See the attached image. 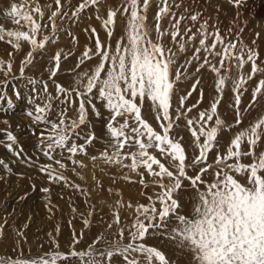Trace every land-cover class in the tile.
<instances>
[{"label":"snow or ice","instance_id":"snow-or-ice-1","mask_svg":"<svg viewBox=\"0 0 264 264\" xmlns=\"http://www.w3.org/2000/svg\"><path fill=\"white\" fill-rule=\"evenodd\" d=\"M198 2L155 0L151 28L147 21L152 0H118L116 6H109L108 0H78L75 7L71 0L43 6L40 0L8 4L6 15L16 27L0 25V42L13 49L7 60L0 58V92L10 80L26 79L32 86L31 107L25 112L31 120L27 128L47 158L42 163L30 159L24 163L46 178L48 186L40 191L49 219L55 217L54 209L62 211L52 202V185L81 196L88 211L78 213L70 203V228L78 215L84 229L78 234L71 228L67 250H61L57 223L46 234L50 250L38 255H32L31 248L25 255L23 248L31 217L20 228L10 226L5 217L0 223V264H116L117 260L119 264H176L149 240L167 241L178 259L187 257L186 264H264V112L243 126L264 97V60L256 47L259 33L252 46L241 36L243 27L230 26L222 33L221 6H216L214 17L205 18L206 8L193 10ZM102 3L105 14H101ZM227 3L240 17L247 0ZM88 9L93 10L105 39L88 25L83 29L88 42L76 55L79 39L66 22H78ZM118 17L122 26L117 35ZM61 33L68 35L72 47L54 51L44 69L47 79L43 74L26 77V68L38 54L42 59L46 46L57 44ZM24 43L29 50L16 75L14 53L23 51ZM73 56L75 63L65 70L72 79L65 86L55 78L62 63ZM246 65H250L248 72ZM233 70L238 73L235 78ZM205 72L214 80L208 106L202 107ZM49 82L54 91L49 90ZM250 83L251 99L242 110ZM226 89L233 93L234 103L229 105L233 122L218 110ZM193 96L195 102L189 103ZM5 99L6 94H0V101ZM7 104L12 108V99L7 98ZM0 123L10 127L7 119ZM97 123L103 130L100 135ZM0 145L22 158L23 146L12 131H6ZM85 159L91 163L97 189L104 190L95 174L99 169L113 185L118 180L139 184L147 203L125 201L121 189L108 187L118 197L108 205L111 219L101 217L106 228L80 248L84 230L92 227L96 214L92 191L85 186L84 170L89 167ZM0 168L13 172L2 158ZM32 188L36 189L34 183ZM59 195L64 199L63 192ZM123 209L131 210L128 219H122ZM6 227L15 233L7 245Z\"/></svg>","mask_w":264,"mask_h":264},{"label":"rangeland","instance_id":"rangeland-1","mask_svg":"<svg viewBox=\"0 0 264 264\" xmlns=\"http://www.w3.org/2000/svg\"><path fill=\"white\" fill-rule=\"evenodd\" d=\"M51 1L53 3V0H40V3H44V4H47L48 3L49 4ZM63 1L64 0H62V3H63ZM74 1H75V3H74ZM199 1H200V2H198L199 3V6H200L199 8H201V9L205 8L202 5V3L205 0H199ZM71 3H72V6L75 7L77 5V3H78V0H73V1L71 0ZM152 4H153V6L149 10V13H148V21H147V23H148V25H149L150 28L152 27L153 16H154V13L156 11V8H155V0H152ZM101 6H103V8H105V4L102 3L100 5V7ZM263 6H264V0H247V3L245 4V6L241 9L242 16H240V17H237L236 16V10L232 6H230V11H232L233 14L227 13L226 14L227 16H225V18H222L220 20L221 23H220L219 26H220V28L222 30V33L224 31H226L230 26H232L234 28V30L238 29L239 27H243L244 28V31H243V33H241V36H242V38H243V40H244L245 43L249 44V46H252V43L251 42H252L253 39H256L257 32H254L253 33L254 34V38L253 39H251V37H249L247 35V33H245V29H246V27L249 26V20H250L248 17L246 19L245 18V15L252 16V15H254V13H257L256 11L254 12V10H257L259 8H262ZM252 9H253V11H252ZM88 10H90V9H88ZM193 10L194 11L195 10H198L197 9V5L193 8ZM3 11H6V10H1L0 11V20H1L0 21V25H3L6 29H8V28H15L16 26L14 24H12V27H8L7 24L4 23V21H6V19H9V17H7L6 12H3ZM180 11L182 12L183 11V8H181ZM85 12L81 15V19L78 22L85 21L89 25L90 24V20L92 19V17H91V19H89L88 17L90 15H92V14H90L89 16H87L88 13L85 14ZM204 14H205L204 15L205 18L212 16V13L211 12L210 13H206L205 12ZM84 15L86 16V18L84 17ZM228 15H230L231 17L228 16ZM233 20H236L237 21V23L235 25H232V23H231ZM8 21H11V19L8 20ZM163 23L165 25H167V21L166 20ZM209 23L211 25L213 23V20H210ZM73 25H74V23L73 24H70V30H71V32H73V29H72L73 28L72 27ZM96 28L99 29L97 31H100V27L99 26H97ZM193 31H195V28H193ZM99 33H101V31ZM101 39H102V37H101ZM256 47L258 48V51L260 53V59L261 60H264V37H263V34L262 33H259V38L257 39V45H256ZM28 50H29V47L28 48H24L23 47V51H21L19 54H15L14 53V55H15V62H14V65H13V72L15 74H16V72H15L16 71L15 66L17 64H19V63H16V61H18L19 58H21L20 59V61H21L23 59V57H24V54ZM12 51H13V49L6 42H0V58L6 57V59H8V55L7 54L9 52H12ZM77 53H76V55H79ZM42 56H43V59H45L44 58V53H42ZM37 58L38 59L40 58V54L37 55ZM75 60L76 59L72 58L70 61H73L75 63ZM70 61H68V63H65V65L68 68H70L72 66L70 64ZM35 62H36V60H35ZM41 62H42V60H41ZM47 63H49V62H47V61H43L42 62V64L45 65V67L48 65ZM244 71L245 72L250 71V65H246ZM41 73H43L44 75H48L45 71H43ZM1 74L2 73H0V79H3V75H1ZM204 74H205L204 75V81H206L205 77L207 76V74H206V72ZM16 75H19V74H16ZM232 76L235 78V77L238 76V73L235 70H233ZM213 78L214 77L210 76V78L207 79L208 81H206V83H205L206 85L208 84L207 87H205L204 84L202 85V87L204 88V92H205V98H204L202 107H207L208 106V103H209V100L211 99V94H212L211 93V90H212V85H213V80H214ZM25 81H27V80L25 79ZM211 81H212V83H211L212 85L210 86V82ZM31 87H32L31 85H28L27 83H24L23 81H20V80L19 81H17V80H13L12 81V80H10V82L8 83V85H6V86L3 87V92H0V94H6V99L3 100V101H0V120L7 119L9 121V123H10V127L8 125H4L3 123H0V129L5 130V131H0V139H4V137L6 135V131H8V130L12 131L15 135H17V138H18L20 144L23 146V149H24L23 156H22V158H17L14 155V153L8 152V154L11 155L13 158H15L14 160L19 159L18 161L19 162H22V164H24L23 165V169H26L30 174H31V172L34 174L33 176H31V175L28 176V177H34L32 179L33 181L32 180H29L28 178L27 179L25 178V180H23L24 178H21V179L17 180L16 187H13L12 186V188H11V194L9 195V199H7V201H4V205H3V202H1L2 204H0V213H3V214L0 215V217L2 216L1 217V220H3V221H4V218L7 217L8 218V221H9L12 218L10 212H12V211L14 212L16 210L17 213L15 212L16 215L14 216V218H16V220H14V218H13L12 221H10V226H13L15 228H20L23 225V223L28 222L29 217H31V222H30L31 225L29 224V227L25 230V235L28 237V243L27 244H23L24 245L23 248H24L25 255L28 253V249L29 248H31L32 255H38L39 252H40V249H42L40 247V245H43V247L46 246L45 242L48 240V237H46L47 236L46 235L47 233L46 234L43 233V235H42V230L40 232H37L35 230L37 228L39 229V226H41L42 222L53 223V222H55L56 218L55 217L53 219H49L48 218V215H47L48 212H47V210L45 208V202H44V199H43V197H44L43 195L44 194L40 191V188L41 187L39 186V182H37V180H40V179H37V176H36V173L38 172L37 169L35 167H28L24 163L25 160H29V159L31 160V162H40V163H42V162H46L47 161V158L44 157L42 155V153L39 151V149L36 147V144H37L36 136H33L30 133V131H27L26 133L24 132L23 134H21L20 132L16 134V131H15L14 118H17V119H18V117L24 118V120L22 122L23 127L25 126L27 128V126L29 124H31L30 118L25 115L26 110L31 107V105L29 104V98L33 95L31 93ZM251 87H252V85L250 83L249 86H248V88H249L248 92L245 93V95L242 97V110H243V107L246 106L248 104L249 100L251 99V96H250ZM49 90L50 91H54L51 82L49 83ZM16 91H19L20 92V94H21L20 97H17L15 95V92ZM209 92H210V94H209ZM7 98L12 99V101H13V106L10 109L8 107V104H7ZM195 99H196V96H193V98H191L189 100V103H194L195 102ZM37 102H40V101L38 100ZM232 103H234L233 93L230 90L226 89L225 90V93H224V96H223V99H222L220 105L218 106V110H219L221 116L223 118H226L230 122H233L234 121V112L229 107V105L232 104ZM261 112H264V97L260 98L259 105L256 108H254V109L251 110V112L248 115L247 119L245 120L243 126H246L250 121H252L253 118L255 119L259 115V113H261ZM12 115H13V117H12ZM69 115L70 116L71 115H74V113L70 111L69 112ZM193 115H195V112H193ZM42 127H43V125H41V128ZM26 128H25V130L28 129V128L27 129ZM96 131H97V134L98 135L102 134V131L103 130H102V127L100 126L99 123H97ZM183 135L185 136V140H188V138L190 139L189 133L187 131H185L183 133ZM22 138H24V140ZM98 147H99V145H98ZM0 156H4V158H2V157H0V158L4 159L7 162L8 159H6V156L4 154H0ZM85 160H87V159H85ZM7 163H9V165H11V162H7ZM0 171H4V170L2 168H0ZM108 171H113L114 172V171H116V169H111V170H108ZM4 172H5L4 174L7 173L6 171H4ZM91 172L93 174V168L91 169ZM101 173L102 172H100V171H95L96 176L103 182L104 190L97 189L95 187L96 184H95V182L93 181L92 178H87V184L85 185L86 187H88V185H89L88 188H89L90 191H92V200H93L92 202L96 206V214L93 216L92 221H93V219H95V217H98L100 220H101V217H103L104 220H110L111 219V217L109 215L108 205H109V203L110 204H113L114 201L118 197L114 193L113 194H110L106 190L110 186H112L114 188L121 189L122 192H123V199L125 201H128L129 199H131L132 203L134 202V204H136L137 202L147 203V201L139 193V192H141V186L139 184H131V183H127V182H125L123 180H118L116 182V184L113 185L112 184V181L108 178V176H106L104 173H102V174ZM7 174H9V173H7ZM66 174H68L69 176H71V178H73V180H75L76 183H79V182L81 183V181H77L79 179L76 176H74L73 174H71V173H66ZM23 175H26V174H23ZM40 176H41V174H40ZM40 176H38V177H40ZM35 178L37 180H35ZM33 183L36 185V189L35 190H33V188H32V184ZM88 183H90V184H88ZM93 185L96 188V190H95V188H93V189L90 188L91 186L93 187ZM27 186H28V188H26ZM44 186H46V183L45 182H44L43 187ZM51 187H52V196H51V199H52L53 204L58 205L60 207V209L62 207L63 208L62 210H65V214L69 217V219L72 218V213L70 211L71 209H70V206H69L70 203H73L74 204V206L78 210V213H81V212L82 213H85V214L87 213L86 210L88 211V208L85 205L84 200H83V198L81 196H79L77 194H74L71 190L64 189L62 185H60V186L52 185ZM53 187H55V188H53ZM14 190H16V191H14ZM61 191L62 192L64 191L63 194H64V198L65 199H61L60 198V195H59L60 193L59 192H61ZM148 191H151V189H149ZM5 192H7V191H4V193ZM68 193H69V195H68ZM0 195H2L1 192H0ZM14 196H16V197H14ZM69 197H72V201H69V199H68ZM103 197L106 198L105 199L106 200L105 203L107 204L106 211H104L101 207L98 208L100 206V204H102V201H104V198ZM4 198H6V197H4ZM40 198H41V200H40ZM97 199H98V201H97ZM99 199L100 200L102 199V200L100 201ZM112 200H114V201H112ZM8 208H10L9 211H7V212L4 211L5 209H8ZM40 208H41V210H40ZM83 209H84V211H83ZM98 209H100L101 212L100 211H97ZM54 211L55 212H59V211H56V210H54ZM130 211H131L130 209H123L122 210V219H128V214L130 213ZM1 220H0V223L3 222ZM61 220H62V218H61ZM19 221L20 222L22 221V224H20ZM51 221H53V222H51ZM74 221H76L75 222V225L73 224V226H76V229H75L76 231H78L80 228L81 229L84 228L82 226L83 223H82L81 219H79V216L78 215L76 216V218L74 219ZM103 225L106 226V224H103ZM31 227L32 228L33 227H37V228L31 229ZM7 229H8V227H6V235L9 237V241H8V243H9L10 240L12 238H14L15 233L11 231V228L10 227H9V230H7ZM88 231H89V229H85L84 230V241L79 246L80 248H83L88 243H91V240L89 241L87 239V237H86L87 236V233L86 232H88ZM35 243H38V244H35ZM60 245H61V250H67V245H65V244L63 245L61 243H60ZM41 251L46 252L43 249ZM116 264H119V260L116 261Z\"/></svg>","mask_w":264,"mask_h":264},{"label":"bare ground","instance_id":"bare-ground-1","mask_svg":"<svg viewBox=\"0 0 264 264\" xmlns=\"http://www.w3.org/2000/svg\"><path fill=\"white\" fill-rule=\"evenodd\" d=\"M73 1V0H72ZM11 2H13V0H3V2H0V11L1 10H6L7 9V6H8V4L9 3H11ZM15 2H22V0H16ZM64 2V1H63ZM190 2V0H185V4H188ZM200 2V1H199ZM50 3H52V1L50 2ZM74 3H75V1H74ZM118 3V0H108V5L109 6H116V4ZM48 4V3H47ZM41 5L43 6V5H45L44 3H41ZM202 5H203V7H205V8H207V11H206V13H212V16L211 17H214L215 15H216V6L217 5H220L221 6V10H220V12H219V20H221L222 18H225V16H227L226 14L227 13H231V14H233V12L232 11H230V5L227 3V0H209L208 1V3L206 4L205 3V1L202 3ZM200 6H199V3L197 4V9L199 10V9H201V8H199ZM100 9H101V14H105V8H103V6H101L100 7ZM204 9V8H203ZM251 10V9H250ZM223 11V12H222ZM252 11H253V9H252ZM257 12V13H254V15H252V16H249V15H245V18L247 19V17L250 19L249 20V26L248 27H246V29H245V33H247V35L249 36V37H251V39H253L254 38V32H257V33H262L263 34V37H264V6L262 7V8H259V9H257V10H254V12ZM3 12H6V11H3ZM225 12V13H224ZM248 12V11H247ZM88 13V14H87ZM246 13V12H245ZM47 14L48 13H46V16H47ZM85 14H87V16H89L90 14H92V15H90L91 17H92V19L90 20V24L89 25H91L92 24V26H99L100 27V23H99V21H97L96 20V18H94L95 17V15H94V13H93V10L92 9H90V10H87L86 12H85ZM205 15V14H204ZM208 15V14H207ZM228 16H230V15H228ZM84 17L86 18V16L84 15ZM83 17V18H84ZM231 17V16H230ZM45 19H46V17H45ZM228 19V18H227ZM8 20H10V18L9 19H6V21H4V23H6L7 24V26L8 27H12V21H8ZM1 21V20H0ZM223 21V20H222ZM92 22V23H91ZM214 22V21H213ZM67 23V26L70 28V24H73L72 22H66ZM88 26V24L85 22V21H82V22H76V23H74V25L72 26L73 28V34L74 35H76L77 37H78V39H79V46L77 47V54H80V51L83 49V46L88 42L87 41V37H86V35H85V33L83 32V29L85 28V27H87ZM121 23H120V21H119V17H118V23H117V35L120 33V29H121ZM151 26V25H150ZM97 30H99V29H97ZM100 31H101V33H99L100 34V36L102 37V39H105V33H104V31L101 29V27H100ZM100 31H98V32H100ZM115 39V38H114ZM263 40V39H262ZM260 41V40H259ZM114 42V41H113ZM24 48H28L29 47V45H27L26 43H24L23 45H22ZM70 47H72V45H71V41H70V38L68 37V35L66 34V33H61L60 34V38H59V42L57 43V44H48L47 46H46V49L43 51V53H44V58L45 59H36V62H34V64L32 65V66H29L28 68H26V70H25V75H26V77H31V76H34V77H36V78H39L40 77V75L41 74H43V73H41V72H43L44 71V69H45V65H43L42 64V62L43 61H47V62H49V60H50V57H51V55L54 53V51L55 50H57V49H59V48H63L65 51H67ZM25 55V54H24ZM72 58H74V59H76V57L75 56H73ZM3 59H6V57H4ZM18 59V58H17ZM20 59L21 58H19L18 59V61H16V63H19V64H17L16 66H15V68H16V74H19V66H20ZM7 60V59H6ZM41 60H42V62H41ZM15 62V61H14ZM65 63H68V61H66V62H63L62 63V67H61V73L55 78L58 82H60L61 84H63V85H65V86H68V84L70 83V81H71V76L70 75H67V74H65V70L66 69H68V67L65 65ZM73 61H70V64L71 65H73ZM93 63H95V61H93ZM48 64V63H47ZM65 67H64V66ZM206 74H207V76L205 77V79H206V81H208L207 79L208 78H210V76H212V74L211 73H209V72H206ZM2 75V74H1ZM44 75V74H43ZM205 75V74H204ZM47 77H48V75H44L43 76V78L44 79H47ZM213 77V76H212ZM214 79V78H213ZM60 80V81H59ZM13 81V80H12ZM17 81H19V80H17ZM20 81H23L24 83H27V81H25V79H20ZM206 81H202V85L204 84L205 85V87H207L208 86V84L206 85L205 83H206ZM50 83V82H49ZM212 83V81L210 82V86L212 85L211 84ZM23 89V88H22ZM208 93V92H207ZM209 94H210V92H209ZM208 94V95H209ZM208 99V98H207ZM209 100V99H208ZM17 115V114H16ZM192 115H193V113H192ZM24 116V115H23ZM12 117H13V115H12ZM11 118V117H10ZM28 119V118H27ZM254 119V118H253ZM252 119V120H253ZM23 120H24V118H22V117H18V119L17 118H14V125H15V131H16V134L17 133H21V134H23L24 132L26 133L27 131H28V129L24 126L23 127V124H22V122H23ZM26 121V120H25ZM247 124V123H246ZM17 125H21L19 128L17 127ZM2 126V125H1ZM25 128L27 129V130H25ZM185 135V134H184ZM186 136V135H185ZM189 137V136H188ZM23 140H24V138H22ZM188 140H189V138H188ZM0 154H4L5 156H6V159H8L7 160V162H11V165H10V167L13 169V173H9V174H4L5 172L4 171H0V177H3V179H0V192L2 193V195H0V204H2L1 202H3V205H4V201H7V199H9V195L11 194V188H12V186L13 187H16V184H17V180H19V179H21V178H24L23 180H25V178L27 179L28 178V176L29 175H31V176H33L34 174L31 172V174L26 170V169H23V165L24 164H22V162H19L18 160L19 159H17V160H14L15 158H13L11 155H9L8 154V151L6 150V148H4L2 145H0ZM8 156V157H7ZM0 157H2V158H4V156H0ZM85 163H87L88 165H89V167L86 169V170H84L85 171V175H87V178H92V176H93V174H92V172H91V169H92V166H91V163H90V161L89 160H85ZM26 166V165H25ZM25 168V167H24ZM26 170V171H25ZM96 171H99V169H96ZM26 174V175H18V174ZM102 174V173H101ZM36 176H37V179H40V180H37L36 178H35V180H37V182H39V186L40 187H43V185H44V182H45V177H42V176H40V173H36ZM38 176H40V177H38ZM34 178V177H33ZM103 178V177H102ZM73 179V178H72ZM33 181V180H32ZM75 181V180H74ZM77 181H80V180H77ZM110 181V180H109ZM28 182V181H27ZM43 182V183H42ZM80 183V182H79ZM20 184V183H19ZM87 184V183H86ZM88 184H90V183H88ZM23 186V185H22ZM46 186H47V184H46ZM119 186V185H118ZM88 187H89V185H88ZM95 187H96V185H95ZM94 187V185H93V187L91 186L90 188L91 189H93V188H95ZM26 188H28V186L26 187ZM53 188H55V187H53ZM62 188V187H61ZM63 189V188H62ZM130 189V188H129ZM128 189V190H129ZM18 190V189H17ZM95 190H96V188H95ZM100 190V189H99ZM124 190V189H123ZM127 190V191H128ZM4 191H7V192H5L4 193ZM14 191H16V190H14ZM21 191V190H20ZM28 191V190H27ZM130 191V190H129ZM62 192V191H61ZM61 192H59V193H61ZM64 192V191H63ZM94 192V191H93ZM67 193V192H66ZM140 193V192H139ZM138 193V194H139ZM23 194V193H22ZM28 194V193H27ZM17 195V194H16ZM57 195V194H56ZM68 195H69V193H68ZM42 196V195H41ZM44 196V195H43ZM94 196V195H93ZM4 197H6V198H4ZM14 197H16V196H14ZM100 197V196H99ZM42 198V197H41ZM41 198H40V200H41ZM95 198V197H94ZM104 198V197H103ZM102 198V199H103ZM125 198V197H124ZM136 198V197H135ZM65 199V198H64ZM67 199V198H66ZM101 199V200H102ZM106 198H104V201H102V204H100V206L98 207V208H102L104 211H106V206H107V204L105 203V200ZM134 199V198H133ZM61 200V199H60ZM82 200V199H81ZM100 200V199H99ZM100 200V201H101ZM109 200V199H108ZM138 200V199H137ZM93 201V200H92ZM97 201H98V199H97ZM110 201V200H109ZM112 201H114V200H112ZM93 203V202H92ZM104 203V204H103ZM109 203V202H108ZM106 204V205H105ZM110 204V203H109ZM133 204H134V202H133ZM86 205V204H85ZM60 208V207H59ZM9 209L10 208H8V209H5L4 211H9ZM63 208L61 207V210H62ZM109 209V208H108ZM40 210H41V208H40ZM55 210V209H54ZM80 210V209H79ZM102 210V211H103ZM68 211V210H67ZM71 211V210H70ZM83 211H84V209H83ZM97 211H100L101 212V210L100 209H98ZM129 211V210H128ZM17 213V211L15 210L14 212L12 211V212H10V214H11V219L9 220V225H10V221H12V219L14 218V216L16 215V213ZM86 212H87V210H86ZM131 212V211H130ZM19 213V212H18ZM99 213V212H98ZM1 214H3V213H0V215ZM9 214V213H8ZM9 214V215H10ZM20 214V213H19ZM5 215V214H4ZM40 215V214H39ZM46 215V214H45ZM47 215H49V214H47ZM127 215V214H126ZM2 217V216H1ZM1 217H0V220H1ZM55 218H56V220H55V222H53V221H51V222H53V223H48V222H42V224H41V226H39V229L37 228V227H31V229H35V228H37L35 231H37V232H40L41 230H42V235H43V233H48L49 231H53L54 229H55V226H56V224L57 223H59L60 224V227H61V232H60V235H59V237H58V239H59V241H60V243L61 244H65V245H67L68 244V241H69V239H70V237H71V228H74L75 227V229H76V226H73V224L75 225V222L76 221H74V219L72 220V225H71V228H70V226H69V223H68V221H69V217L65 214V210H62V211H59V212H55ZM61 218H62V220H61ZM78 219V218H77ZM80 219V218H79ZM14 220H16V218H14ZM33 220V219H32ZM1 221H3V220H1ZM41 221V220H40ZM100 219L98 218V217H95V219H93V221H92V227L89 229V231L88 232H86L87 233V239L90 241H92V239L100 232V231H102L103 229H105L106 228V226H104L103 225V223H100ZM26 222V221H25ZM129 222H130V219H129ZM3 223V222H2ZM19 223L20 224H22V221L20 222L19 221ZM56 223V224H55ZM80 223V222H79ZM24 224V223H23ZM36 224V223H35ZM77 224V223H76ZM31 225V224H30ZM34 226V225H33ZM83 227H84V225H82ZM81 226V227H82ZM13 227V226H12ZM44 229V230H43ZM82 229H84V228H82ZM7 230H9V227H8V229ZM29 231V230H28ZM27 231V232H28ZM81 231V228L78 230V231H76L78 234H79V232ZM31 233V232H30ZM55 234V233H54ZM107 235V234H106ZM15 237V236H14ZM47 237V236H46ZM109 239H111V236H109L108 237ZM47 240V239H46ZM8 241H9V239H6L5 240V245H7L8 244ZM32 242V241H31ZM148 243H150V244H153V245H155V246H157V247H159L162 251H164L165 253H166V255L168 256V258L170 259V260H174L175 262H176V264H186V259H187V257H185V256H181L179 259L177 258V254H176V250H175V248H174V246H172V245H170L167 241H161V240H149L148 241ZM35 244H38V243H35ZM45 244H46V246H44L42 249L43 250H45V251H48L49 249H50V245H49V243H48V240L45 242ZM24 246V245H23ZM42 249H40V252H39V254L41 253V252H43V251H41ZM27 253V252H26ZM32 253V252H31ZM28 254V253H27ZM26 254V255H27Z\"/></svg>","mask_w":264,"mask_h":264}]
</instances>
